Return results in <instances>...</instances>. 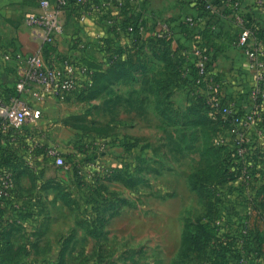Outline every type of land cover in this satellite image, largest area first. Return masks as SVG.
Listing matches in <instances>:
<instances>
[{"label":"rangeland","instance_id":"374dc122","mask_svg":"<svg viewBox=\"0 0 264 264\" xmlns=\"http://www.w3.org/2000/svg\"><path fill=\"white\" fill-rule=\"evenodd\" d=\"M106 78L46 105L12 146L0 264H214L201 224L228 148L191 127L207 115L202 99L179 88V113L158 89Z\"/></svg>","mask_w":264,"mask_h":264},{"label":"crops","instance_id":"0c3cea01","mask_svg":"<svg viewBox=\"0 0 264 264\" xmlns=\"http://www.w3.org/2000/svg\"><path fill=\"white\" fill-rule=\"evenodd\" d=\"M237 1L238 7L234 5ZM208 4L210 9L206 8ZM37 8L36 0H0V102H9L14 96L17 58L38 53L43 48L24 24L26 15ZM109 18L116 19L118 26H108ZM127 19H130L129 25L121 24ZM181 23L189 29L182 31ZM65 24V34L58 42L60 57L75 54L95 69L97 77L106 74L112 80L118 78L121 87L158 89V95L164 98L161 108L168 104L169 109L181 113L174 104L179 88L171 85L169 66L181 54L191 59L196 43L211 52V72L223 82V99L236 100L240 109L250 103L255 69L235 42L244 28L249 27L254 36L248 46L264 48V0H141L122 13L112 8L104 17L96 16L81 23L68 19ZM161 24H166L169 31ZM96 35L101 36L100 42ZM45 58L52 60L51 53H46ZM53 102L59 101L50 98L41 105L43 114L46 105ZM209 112L205 120L194 122L191 127H200L203 135L198 140L202 144L208 140L218 149L219 138L225 139L227 145L223 147L228 148V154L221 159L223 166L231 157L233 128L219 125L221 116L220 119L218 114ZM209 130L215 132L211 142ZM14 144L0 134L1 147L11 151ZM251 164L257 174L256 182L242 192L224 191L221 199L226 203L219 204L222 218L217 222L239 228L246 222L248 250L243 264H264V158L252 160Z\"/></svg>","mask_w":264,"mask_h":264},{"label":"built area","instance_id":"2783aa9c","mask_svg":"<svg viewBox=\"0 0 264 264\" xmlns=\"http://www.w3.org/2000/svg\"><path fill=\"white\" fill-rule=\"evenodd\" d=\"M37 10L29 12L24 24L31 30L35 39L42 43V49L35 54L17 58L14 82V96L9 102H0V132L4 137L16 142L31 125L35 126L42 116L41 105L48 99L64 100L73 92L89 89L96 75L95 69L75 54L60 57L58 42L65 34L68 19L76 23L94 17H104L113 9L123 12L130 5H138L141 0H36ZM236 7L240 3L234 2ZM211 8V4L207 5ZM189 22H193L191 19ZM116 19L109 18L108 26H118ZM166 31L169 27L161 24ZM254 36L251 28L245 27L235 42L245 58L255 69L250 89V103L240 109L236 100L223 99V82L211 72L212 55L201 48L193 49L196 58V74L191 75L188 65L183 70L187 82L186 95L190 100L200 95L213 114H218L232 128L231 141L233 164L242 166L237 185L249 190L257 177L252 160L264 158V48L249 47V39ZM100 42L101 36L96 35ZM82 48V44H79ZM51 53L52 60L45 54ZM224 138L217 145L226 146ZM52 157L53 153L50 154ZM59 166L65 165L62 157H56ZM15 190V176L10 169L0 168V214L10 205Z\"/></svg>","mask_w":264,"mask_h":264},{"label":"trees","instance_id":"16d2710c","mask_svg":"<svg viewBox=\"0 0 264 264\" xmlns=\"http://www.w3.org/2000/svg\"><path fill=\"white\" fill-rule=\"evenodd\" d=\"M202 4L204 5L203 2ZM129 20L130 19H127L123 21L121 24H123L124 26L129 25L127 24ZM179 27L182 31H187V29H189V26L184 23H181ZM195 48H201L205 53L211 54V52L201 43H196ZM195 62H196L195 57H192L191 59H187L185 54H181V56L178 57L175 63H170L169 66L171 71L170 78H171V82H173L171 85L174 86L175 88H182L185 91V85L187 79L186 77L183 78L184 77L183 70L185 69L186 66L191 65L189 68V72L191 75H195L196 74ZM102 77H104V79H107L106 77L108 76L106 74H101L100 77H97L95 75L93 85L96 83V80L99 79L101 80ZM115 80H119V79L117 78ZM13 94H14V89H13ZM198 97L201 98L203 102L202 107H200V111L208 115L210 113L209 106H207L203 97L197 96L196 98ZM219 125H228V124L224 120H219ZM11 153L12 151L6 150L5 148L0 146V168L2 167L11 170V168L9 167ZM241 173H242V166L233 164V153H231V157L229 158V161L224 163L223 166H222V162L220 164V171L217 177L218 182L208 187L209 188L208 192L210 193L211 198H215L213 204L215 208L210 212V214H213V217L206 222H202L201 224L202 236L205 239H208L209 241L213 242L212 245L213 251L210 252L207 258L208 262L212 261V263L215 264V262L218 261L219 258H224V262L222 260L219 261L220 264H243L244 254L248 250L249 230L247 223L243 222L239 228L238 226L234 227L231 223L217 222L222 218V213H221L222 211L219 208L220 207L219 204L226 203L225 200L223 201L221 199V196L224 195V191L232 193L233 191L242 192L245 190L244 186L237 185L236 183L237 180L240 178ZM256 180L257 177L254 178L255 182ZM230 183H235L236 186H230L229 185ZM225 185L226 187L221 188V186H225Z\"/></svg>","mask_w":264,"mask_h":264}]
</instances>
